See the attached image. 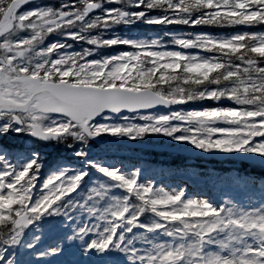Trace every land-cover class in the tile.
<instances>
[{
    "label": "snow or ice",
    "instance_id": "obj_1",
    "mask_svg": "<svg viewBox=\"0 0 264 264\" xmlns=\"http://www.w3.org/2000/svg\"><path fill=\"white\" fill-rule=\"evenodd\" d=\"M0 264H264V0H0Z\"/></svg>",
    "mask_w": 264,
    "mask_h": 264
},
{
    "label": "trees",
    "instance_id": "obj_2",
    "mask_svg": "<svg viewBox=\"0 0 264 264\" xmlns=\"http://www.w3.org/2000/svg\"><path fill=\"white\" fill-rule=\"evenodd\" d=\"M153 155H155L153 158H157V159H160L159 157H162L159 154H153ZM167 158L170 159V160H173V159L175 160V158H172V156H168ZM177 159L178 160H176V162H178V161H181L182 162V160L180 158H177Z\"/></svg>",
    "mask_w": 264,
    "mask_h": 264
}]
</instances>
